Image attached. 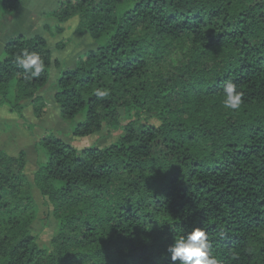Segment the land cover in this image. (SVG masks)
<instances>
[{
	"label": "trees",
	"instance_id": "obj_1",
	"mask_svg": "<svg viewBox=\"0 0 264 264\" xmlns=\"http://www.w3.org/2000/svg\"><path fill=\"white\" fill-rule=\"evenodd\" d=\"M24 1L0 0V19ZM54 17L56 33L78 17L95 41L61 70L54 109L74 137L122 133L80 150L47 131L32 181L24 152L0 150V264H171L173 235L194 227L218 264H264V0H61ZM24 49L45 63L37 78L14 61ZM4 52L0 106L42 117L59 65L47 40L18 35ZM228 80L238 110L223 106ZM35 189L56 220L50 249Z\"/></svg>",
	"mask_w": 264,
	"mask_h": 264
},
{
	"label": "rangeland",
	"instance_id": "obj_2",
	"mask_svg": "<svg viewBox=\"0 0 264 264\" xmlns=\"http://www.w3.org/2000/svg\"><path fill=\"white\" fill-rule=\"evenodd\" d=\"M60 2L61 0H25L22 9L18 12L11 14L3 11L0 19V60L5 57L4 49H1V41L4 39L11 40L18 35H24L28 38L32 37L31 35L33 34L43 35V30L48 32L52 37L60 35V33H56L58 21L54 17V11L60 6ZM44 24H51V26H48L50 29L46 27L47 25L43 28ZM76 33L78 32L76 31ZM51 43L52 46L58 44L57 47L59 46L60 49L59 43L54 40H52ZM54 52H57L55 47ZM57 69L60 70V63ZM52 80L55 81V75ZM50 94L51 92L49 91L48 98H50ZM5 106H0V109ZM47 111L48 110L46 109L40 118H44L47 115ZM56 113L53 115L51 112L46 119L47 122H40L41 127L37 130H34L33 125L23 121V125L27 127H24L26 137L20 138L17 146H13L11 149L8 146L12 145V140L10 137L3 135L5 133L4 126L0 124V150L7 155L18 157L20 151L26 147V149H23L27 152H24L27 159L26 172L31 181L33 180L34 173L38 169V165L44 161V156L36 150V142L45 136L47 131H55L54 133L58 137L80 150L94 145L99 147L108 146L115 142L122 133L121 131H108L107 129H104L102 132L93 136L83 138L74 137L70 126ZM150 123L159 125V122L156 119H152ZM5 150H7V152ZM34 194L35 198L38 199L37 206L39 211L38 219L34 224V230L38 235V244L41 248L50 249L51 241L56 235V220L51 216L50 207L42 198L40 192L35 189Z\"/></svg>",
	"mask_w": 264,
	"mask_h": 264
},
{
	"label": "crops",
	"instance_id": "obj_3",
	"mask_svg": "<svg viewBox=\"0 0 264 264\" xmlns=\"http://www.w3.org/2000/svg\"><path fill=\"white\" fill-rule=\"evenodd\" d=\"M46 25L51 26V24H44L43 28H45ZM78 26L79 18L75 17L66 24L62 25L64 30L60 35L52 37L48 32L43 30L44 36H41H43L47 40L49 47L53 52L54 61H58L60 63V70L57 69L58 66H53L50 81L47 87L44 88L41 92V94L45 97V101L48 105V107L46 108L48 110L47 115L44 118H38L34 113L33 107L26 108L23 111L22 116H20L18 113L13 114L8 106L0 109V124L4 126L5 131L3 135H5L6 137H10V139L12 140V145L8 146L10 149L13 148V146H17L20 138L26 137V132L24 131V127L26 126L23 125V121L25 123L33 125L34 130H37L39 127H41L40 122H45L51 112L53 113V115L57 112L54 109V93L56 91V84L59 78V71L61 72V70L68 71L75 69L80 57L84 55L88 50L95 48V41L89 36L88 33H76ZM31 36H34V34ZM8 40L9 39H4L3 41H1V49H4L5 44ZM52 40L60 44V49L59 46L57 47V43V45L52 46ZM54 47L57 50V54L54 52ZM54 75L55 81L52 80ZM47 91H50L52 94H50V98H48L49 96ZM56 114L59 115L58 113ZM23 149H26V147H24ZM23 149L21 151L26 152ZM5 151L7 152V150Z\"/></svg>",
	"mask_w": 264,
	"mask_h": 264
},
{
	"label": "clouds",
	"instance_id": "obj_4",
	"mask_svg": "<svg viewBox=\"0 0 264 264\" xmlns=\"http://www.w3.org/2000/svg\"><path fill=\"white\" fill-rule=\"evenodd\" d=\"M17 66L23 70L25 79L37 78L45 70V63L37 52L24 49L14 56ZM97 98L109 95L106 90L97 89ZM223 106L226 109L238 110L244 103V92L231 80L223 84ZM171 264H218L211 252V244L207 230L203 227H194L187 234L173 235L172 243L167 246Z\"/></svg>",
	"mask_w": 264,
	"mask_h": 264
}]
</instances>
